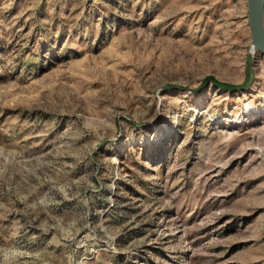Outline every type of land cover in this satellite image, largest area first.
<instances>
[{
    "label": "rangeland",
    "instance_id": "374dc122",
    "mask_svg": "<svg viewBox=\"0 0 264 264\" xmlns=\"http://www.w3.org/2000/svg\"><path fill=\"white\" fill-rule=\"evenodd\" d=\"M0 264H264L247 0H0Z\"/></svg>",
    "mask_w": 264,
    "mask_h": 264
},
{
    "label": "water",
    "instance_id": "95a60500",
    "mask_svg": "<svg viewBox=\"0 0 264 264\" xmlns=\"http://www.w3.org/2000/svg\"><path fill=\"white\" fill-rule=\"evenodd\" d=\"M251 50L264 58V0H247Z\"/></svg>",
    "mask_w": 264,
    "mask_h": 264
},
{
    "label": "trees",
    "instance_id": "16d2710c",
    "mask_svg": "<svg viewBox=\"0 0 264 264\" xmlns=\"http://www.w3.org/2000/svg\"><path fill=\"white\" fill-rule=\"evenodd\" d=\"M210 81L215 85V87L221 88V89H224V90H227V91H230V92L240 91V90L244 89V87H247L246 86L247 85L246 82L241 84V85L233 86V85L221 84V83H218L216 81H212L211 78H205L203 80V82H202V85H205V84H207Z\"/></svg>",
    "mask_w": 264,
    "mask_h": 264
},
{
    "label": "bare ground",
    "instance_id": "6f19581e",
    "mask_svg": "<svg viewBox=\"0 0 264 264\" xmlns=\"http://www.w3.org/2000/svg\"><path fill=\"white\" fill-rule=\"evenodd\" d=\"M246 111H248V110H246Z\"/></svg>",
    "mask_w": 264,
    "mask_h": 264
}]
</instances>
